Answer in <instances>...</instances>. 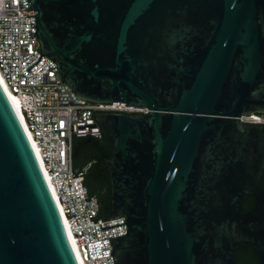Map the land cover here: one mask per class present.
Listing matches in <instances>:
<instances>
[{
  "label": "water",
  "instance_id": "obj_1",
  "mask_svg": "<svg viewBox=\"0 0 264 264\" xmlns=\"http://www.w3.org/2000/svg\"><path fill=\"white\" fill-rule=\"evenodd\" d=\"M38 61L91 104L111 156L115 264H264V0H27ZM90 139V138H89ZM88 139V140H89ZM253 197L247 212L243 204ZM0 264H78L34 149L0 86Z\"/></svg>",
  "mask_w": 264,
  "mask_h": 264
},
{
  "label": "built area",
  "instance_id": "obj_2",
  "mask_svg": "<svg viewBox=\"0 0 264 264\" xmlns=\"http://www.w3.org/2000/svg\"><path fill=\"white\" fill-rule=\"evenodd\" d=\"M35 12L27 0H0V77L18 101L26 129L39 154L41 168L55 195L81 264H115L111 238L126 234L122 217H98L99 204L84 185L83 172L73 167L74 139H103L92 115L101 112L143 114L125 104H91L64 82L55 64L40 57ZM246 125L263 126L264 114L240 117ZM100 225V226H99Z\"/></svg>",
  "mask_w": 264,
  "mask_h": 264
},
{
  "label": "trees",
  "instance_id": "obj_3",
  "mask_svg": "<svg viewBox=\"0 0 264 264\" xmlns=\"http://www.w3.org/2000/svg\"><path fill=\"white\" fill-rule=\"evenodd\" d=\"M264 132V125L261 126ZM87 139H74L72 147V160L74 170L77 172H83L84 185L91 197H94L99 204L98 217L102 219L109 218V200H110V183L103 164V154L107 153L105 140H97L90 138L95 141V153L89 160H93V164L90 168L86 169L85 166L77 167L75 164V146L78 142H86ZM254 204V200L249 196L244 204L243 211L250 209ZM234 264H259V260L253 249L249 247H239L235 252Z\"/></svg>",
  "mask_w": 264,
  "mask_h": 264
},
{
  "label": "bare ground",
  "instance_id": "obj_4",
  "mask_svg": "<svg viewBox=\"0 0 264 264\" xmlns=\"http://www.w3.org/2000/svg\"><path fill=\"white\" fill-rule=\"evenodd\" d=\"M0 86H1V88H2V90H3V92H4V94L6 95L7 99L9 100V102H10V104H11V106H12V108H13V110H14V112H15V114H16V116H17V118H18V120H19V122H20V124H21V126H22V128H23V130H24V132H25V134H26V136L28 137V139H29V141H30V143H31V145H32V147H33V149H34V152H35V155H36L37 160H38V162H39V165H40V167H41V162H40L39 154H38V152H37V148H36L35 144L33 143V140H32V138H31V135L29 134V132H28L27 129H26L25 123H24V121H23V117H22V115L20 114V111H19L18 101H17V100H16V99H15V98L9 93V91L7 90V88H6V86H5V84H4V82H3V80H2L1 77H0ZM41 170H42V168H41ZM42 173H43L44 178H45V180H46V183H47V185H48V187H49V190H50V192H51V194H52V197H53V199H54V202H55V204H56V206H57L58 212H59L60 217H61V219H62V222H63L64 228H65V231H66L67 237H68L69 242H70V244H71L72 250H73L74 255H75V257H76V260H77V263H78V264H81L80 260H79L78 257H77V253H76V251H75V246H74V244H73V240H72V237H71L70 232H69V230H68L67 224H66V222H65V220H64V218H63V216H62V214H61L60 208H59V206H58V204H57V202H56L55 195H54V193H53V191H52V189H51V187H50V185H49V183H48V181H47V178H46V176H45L43 170H42Z\"/></svg>",
  "mask_w": 264,
  "mask_h": 264
},
{
  "label": "flooded vegetation",
  "instance_id": "obj_5",
  "mask_svg": "<svg viewBox=\"0 0 264 264\" xmlns=\"http://www.w3.org/2000/svg\"><path fill=\"white\" fill-rule=\"evenodd\" d=\"M104 142L106 144L107 153L103 154V156L106 155L107 157H110L111 156V148L106 141H104ZM95 153H97V152L95 151V141L94 140H92V139L88 140L87 139L86 142H78L75 146V164H76V166L77 167L85 166L86 169L90 168L93 164V160H89V158L92 155H94ZM103 164H104V161H103ZM258 183H259L260 187L264 190V169L262 170V173L260 175ZM252 207L250 209H252ZM250 209L246 210L245 212L249 211Z\"/></svg>",
  "mask_w": 264,
  "mask_h": 264
}]
</instances>
